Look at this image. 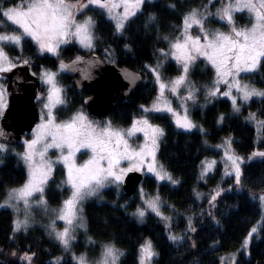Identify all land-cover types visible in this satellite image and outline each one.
Wrapping results in <instances>:
<instances>
[{
    "label": "trees",
    "instance_id": "1",
    "mask_svg": "<svg viewBox=\"0 0 264 264\" xmlns=\"http://www.w3.org/2000/svg\"><path fill=\"white\" fill-rule=\"evenodd\" d=\"M9 2L3 0L5 6ZM205 2L207 0H151L130 17L121 33H117L112 23L96 10L87 8L84 11L94 15V52L106 62L133 69L142 77L141 83L129 97L107 116L112 123L123 126L129 124L140 106L148 104L155 88L153 77L146 73L145 65H154L160 49L166 50L169 40L177 34L185 13L192 8H200ZM169 4L175 7L170 8ZM150 14L155 15L154 20L149 21ZM235 22L246 25L249 18L242 14L236 15ZM165 36L168 40L164 39ZM126 43L128 49L124 47ZM105 49L112 53L110 57ZM6 51L11 55L18 52L16 48H7ZM20 53L27 58L35 73L37 65L53 69L59 65V59L67 62L76 58L74 56L85 54L74 45L59 50L58 57L39 54L29 39L21 42ZM162 59L164 74L173 76L178 73L176 65L165 57ZM187 77L200 90L198 93H202L201 89L210 83L212 73L210 69L202 70L199 61L190 69ZM243 78L248 84L264 87V58L255 72ZM61 83L69 85L67 93H75L76 101L70 103L66 110L71 112L82 106L89 92L76 91L71 84V75L67 72L63 73ZM196 104L202 105L200 96ZM191 108L190 118L196 125L191 131L177 129L165 114L151 117V121L164 130L157 151L158 162L178 181L176 185L155 184L153 181L144 184L147 189L155 188L171 207V212L163 209L164 214L170 215L166 222L150 213L145 214L142 221H137L132 215L134 206L129 202L130 198L123 195L122 188L103 190L101 199L90 200L84 205L88 236L97 242L111 243L121 250L124 255L119 257L117 264H139V248L145 240H150L158 253L153 257L152 264H219V257L226 253H235L234 264H264V212L256 199L257 195L264 193V159L243 162L240 165L239 184L232 176L221 173L220 163L203 179L199 175L203 161L218 155L213 148L223 138H231V148L241 158L256 147L264 148V128L257 131V121L264 120V98L249 100L238 113L232 111L230 103L224 98H210L203 109L197 106ZM250 113H255V119L248 118ZM55 114L58 117L62 115L60 111ZM221 115L224 119L218 123ZM11 147L7 145V151ZM17 147L15 145L12 148ZM0 161L1 195L3 188L17 186L23 181L24 169L18 158L10 152L0 155ZM60 176L61 171L56 169L53 178L55 184ZM51 183L46 187V198L53 204L58 196L55 192L58 188L55 186L54 189ZM217 189H220L219 195L210 204ZM189 218L195 231L189 230ZM13 220L10 209H0V264H28L26 260L20 259L25 252L35 253L32 264H54L57 258L58 264H76L60 250L56 241L37 227L27 228V231L21 229L13 234ZM253 227L257 231L249 239L245 254L241 250L243 241ZM170 234L181 239L173 242L168 238ZM10 236L13 239L10 240ZM13 251L16 256L11 255Z\"/></svg>",
    "mask_w": 264,
    "mask_h": 264
},
{
    "label": "snow or ice",
    "instance_id": "2",
    "mask_svg": "<svg viewBox=\"0 0 264 264\" xmlns=\"http://www.w3.org/2000/svg\"><path fill=\"white\" fill-rule=\"evenodd\" d=\"M146 2H151V0H85L84 3H81V0H18V2L17 0H10L8 5L5 6L3 0H0V22L6 20L18 26L11 33H0V72H7L16 67V63L4 51L5 44L14 47L20 46L22 39L28 36L38 44L41 52L46 50L55 55L60 43H65L68 38L74 37L82 47L92 49L94 47L92 28L95 22L91 17H86L83 22H77L74 17V11L80 12L88 5H97L107 11L109 18L115 21L116 32L121 33L124 29L125 21L129 17L134 16ZM211 2L212 0H209V3ZM168 6L170 8L175 7L174 4H169ZM120 7H123V12L117 13L115 10ZM205 8H207V5ZM241 9H247L252 14L250 28L238 29L234 25L232 13L234 10L240 11ZM217 14L221 20H225L228 25L232 26L230 33L225 34L217 31L210 35L204 28L203 16L198 14L196 9H192L183 16V27L180 30L182 39L177 37L174 42H170L171 55L182 63L183 70L181 75L165 83L161 80L156 68L145 65L155 75L159 94L151 109L144 105L140 106L144 113L167 111L175 117V123L178 128L191 130L196 127L188 118L186 108L185 114L180 116L163 97L166 89L171 91L172 94H176L177 89L181 85L186 84L190 67L197 56L205 57L215 69L216 80L213 82L214 85H218L221 82L228 85L227 90L221 94L232 99L234 111L238 112L239 107L237 106L236 98L230 96L233 87L237 89L241 99L245 101L252 96L264 97V90H258L246 84L241 86L239 81L236 80V75L240 72L255 71L261 59L264 58V0H236L234 4H225L223 9L218 10ZM154 19L155 15L150 14L149 21ZM193 25L199 26L200 32L203 34L202 38L200 35L193 37L189 34L188 30ZM164 39L168 40V37L165 36ZM124 47L128 49L129 45L126 43ZM105 52L109 57L112 55L109 49H105ZM160 52L162 55H166L163 49H160ZM80 61L81 58L77 57L72 63L75 64ZM23 63L27 64L28 60H24ZM67 67L68 65H65L63 61L60 62L61 69ZM228 77H231V80H228ZM42 78L45 83L52 85L49 92V100L54 103H63L59 95L60 89L55 85V73L45 72ZM126 78L130 79V83L139 79L138 76L131 74L126 76ZM218 91V87L214 86L208 89L207 95L215 97ZM194 93L195 86H189L188 93L184 99L194 100ZM5 106V91L3 86L0 85V114H2ZM45 107L47 108L49 105L46 104ZM181 107L185 106L182 104ZM248 118L255 119V113H250ZM53 119V114L49 111L47 113V122L48 125H51L49 133L52 136L53 143L47 144L45 149L49 147L61 149L65 144H67L69 149L68 154L62 158L67 168V183L71 187V194L68 199L63 201L58 215V219L63 220L66 226L63 231L57 232L55 231V222L53 221L50 225L55 233L56 240L65 249L69 247V241L72 239L69 226L73 224L78 203L86 197L94 195L106 183H115L118 187L127 172L132 170L140 171V164L145 162L147 163V171L153 173L157 180L167 179L172 184L178 183L162 165H157L155 154L159 147L158 141L164 135V130L158 125L150 123L147 117H141L139 120L133 119L131 127L126 130L112 128L110 123L102 129H97L80 112L74 114L69 122L62 125L54 124ZM223 119L224 117L221 115L217 122L219 123ZM257 124L259 125L257 131L264 128V122L257 121ZM44 127H47V125H44ZM201 131L203 132V128H201ZM135 132H142L145 138V143L138 148H132L127 139ZM0 135H4V133L0 132ZM37 143L38 138L25 142V151L20 155L28 167V179L21 187L11 189L3 202L15 209L16 205L9 202L13 199L18 202L23 201L26 210L25 219L13 220V234L22 228L27 231L29 223L27 210L30 207L29 197L33 193H41L36 203L44 206L45 210H47V202L43 196V185L52 171V165L44 162L43 159H41L40 163H36L34 158L37 154L41 158L44 156V152L36 148ZM224 144L230 148V140H225ZM81 147L90 148L94 156L81 167H76L71 163V157L73 150H78ZM217 147L220 146L218 145ZM6 151L7 145L0 143V155ZM226 155L228 160L231 161V167L235 173V182L239 184L241 180L240 164L243 161L240 157L228 154V152H226ZM254 156L264 157V152H253L248 157V160H252ZM146 157L149 158L147 161H145ZM123 159L136 161V163L130 164L128 168H118L119 161ZM102 160L107 161V167L101 165L100 161ZM212 163L204 164V173L211 169ZM204 173H202V176ZM217 195H219V191L212 195L209 201L210 204L216 199ZM197 196H199V193H197ZM259 199L261 207L264 209V195H261ZM145 204L157 216H161L165 220L168 219L160 211L158 195L145 200ZM133 215L142 221L145 216V209L137 207ZM80 226L83 227V224ZM189 230L195 231L191 227L190 218ZM256 231L257 229L253 227L243 241L241 250L245 254H247L249 239ZM168 238L173 242L181 239L179 236L171 234ZM9 239H13V236H10ZM193 247H195L194 243ZM11 255L16 256V252L13 251ZM34 255L35 253L29 254L25 252L20 259L32 264ZM122 255L124 253L116 249L114 245H104L103 259L99 264H117L119 257ZM157 255L158 253L154 250L151 241L145 240L139 248V264H151L153 257ZM73 259L77 261V264H87L83 254L79 257L74 256ZM58 261L59 258L54 264H58Z\"/></svg>",
    "mask_w": 264,
    "mask_h": 264
},
{
    "label": "rangeland",
    "instance_id": "3",
    "mask_svg": "<svg viewBox=\"0 0 264 264\" xmlns=\"http://www.w3.org/2000/svg\"><path fill=\"white\" fill-rule=\"evenodd\" d=\"M84 2H85V0H81V3H84ZM235 2H236V0H212V2L209 3V0H207V2H205V4L203 6H201L200 8L196 7V8H192V9H196L198 14L203 16L204 28L210 35L217 32V31L228 34L231 32L232 26L228 25L225 20H221L217 13H218V10L223 9L225 4H228V3L234 4ZM206 5H207V8H205ZM87 8L96 10L97 12L101 13L104 16L103 18H106L107 20H109L112 23V25H113L112 28H114V30H115V21L109 18L107 11L105 9L100 8L97 5H88L86 8H84L80 12L74 11V17H75V20L77 22H83V20L86 17H91L92 20L94 21V15L92 13H85L84 12ZM192 9H190L188 12H190ZM115 11L117 13H122L123 7L117 8ZM241 14L246 15L249 18L248 24L239 25L235 22V16L241 15ZM232 15H233V20H234V25L236 28L243 29V28H250L251 27L252 14L247 9H241L240 11L234 10ZM131 18H132V16H131ZM129 19H130V17L128 18V20ZM127 21H125V23ZM179 25L180 26L178 28L177 34H175V36L172 37L169 40L168 44L166 45L167 48H166V50H164L166 55H162L160 52L158 58L156 59V61L154 63V65H149V66L157 69V71L161 77V80L165 83H167V82L175 79L179 75H181L182 70H183L182 69V63L178 62L175 58H173V56L171 55L172 50L170 48V42H174L177 37H180L182 39L180 30L183 27V20H182L181 24H179ZM94 26H95V23H94ZM94 26H93V28H94ZM17 27L18 26L13 25L10 21L5 20L4 22H0V33H5V32L11 33L12 30L17 28ZM93 28H92V32H93V36H94V40H93L94 47L92 49L82 47L76 41V39L74 37H71V38H68L65 43H60L59 46L57 47L56 54L53 55L52 53H49L46 50L41 52L38 44L35 41H33L31 39V37L25 36L22 39V41L24 39H29L33 42V44L35 46L36 53L47 54V55H51L54 57H58L57 55L59 53V50H61L62 48H65L67 45H69V46L74 45L84 53H88V52H92V51L94 52L93 49L95 48V44H94L95 35H94V29ZM188 31H189V34L193 37L200 35L202 38V36H203V34L200 32L199 26H197V25H193ZM7 48H16L18 50V52L15 55L8 54V51H6ZM20 48H21V45L15 46V47L12 45H9V44L4 45L5 53L8 55V57L14 63H16V65H20L21 63H23L24 60L27 59L24 55H22L20 53ZM74 57H77V56H74ZM162 57L163 58L165 57V59L169 60L171 63L176 65V67H178L179 71L177 74H174L173 76L172 75L169 76L167 74H164V71H163L164 60L162 59ZM61 61L65 62L64 60L59 59L58 63ZM199 61L201 63V69L202 70L210 69V71L212 73L211 81L209 84H207V86L205 85L202 87V89H201L202 93H198L200 90L197 89L196 85L193 84L189 80V78L187 77L186 84L181 85L177 89L176 94H172L171 91L166 89L164 92V97H163V99L166 100L170 104V106L173 108V110L176 113H178L180 116H183L185 114V108H186L187 109V116L192 121L193 124H195V123L190 118V115H191L190 110L192 109L191 107L197 106V107H201V109H203L204 105L206 104L207 101L210 100V98L227 99L228 102L230 103V106H231L232 111L234 113L240 112L242 105L247 103L249 100L256 99V98H264V97L252 96L247 101L242 100L240 93L237 91V89L235 87H233L231 89L230 96L236 98L237 106L239 107L238 112L234 111L233 107H232V99L229 96H224L221 94L227 90L228 85L224 82H221L218 85L213 84V82L216 80V72H215V69L212 67L211 63H209L205 57L197 56L196 59L194 60V62L192 63L190 69ZM257 68H258V66H257ZM257 68H256V70H257ZM61 71H62V69L58 66L53 68V69H50V68H46V67L41 66V65H37L35 74H37V76L39 78L40 87H41V94H42V97L40 99H38L36 101V104H35L37 109H38V112H39V122H38V124L34 125L33 129L31 130L30 133L27 134V136H24V135L21 136L22 139H21L20 144H18L19 147H17L15 149V148H12V147H14V146H12L11 148L8 149L9 151H6V152H10L11 155L13 154L16 156V158H18V161L20 162V164L22 165V168L24 169V178H23V181L17 186L3 188V190L1 191V195H0V209L1 208L10 209V211H12V213H13V219H19V220L25 219L26 210L24 208L23 201L18 202L14 199L11 200L9 203L16 205L15 209L13 207H9L8 205L4 204L3 202L7 198L8 193L11 189L19 188L27 181L28 175H29L28 167L25 164V162L22 159L20 154H22L25 151V142L26 141H30V140L38 138V143L36 145V148L39 149L40 151H43L44 156H43V158H41L39 156V154H37L34 159H35L36 163H40L41 159H43L44 162L50 163L52 165V171L48 175V178H47L45 184L43 185V188H44L43 196H44L45 201L47 202V204H46L47 210H45L44 206L38 205L36 203L39 200L41 193H38V192L33 193L32 196L29 197L30 207L27 210L28 222H29L28 228L37 227L38 230H40L43 234H46L48 237L52 238V240L56 241L59 244V246L61 248L60 250H62V252L66 256H69L70 258H72V260L76 264H77V261L74 260L73 257L74 256L79 257L81 254L84 255L87 264H99V262L103 259L102 252H103L104 245H108L111 243L97 242L96 240H94V239L90 238V236H88L85 218H84V205L90 200L101 199L100 195H101L103 190L110 189V188L114 189V190L121 189V185H122L123 181L119 183L118 187L115 183H111V184L106 183V185L104 187L98 189V191L94 195L88 196L78 203L77 210H76V216L73 220V224L71 226H69L72 239L69 241V247L67 249H65L56 240L55 233L53 232V229L50 227V225L54 221L55 222V231H57V232L63 231V229L66 226L65 222L63 220L58 219V215H59V209L61 208L63 201L68 199V197L71 194V187L67 183V168L65 167V164H64V161L62 158L63 156L68 154L69 149H68L67 144L63 145V147L61 149H57L55 147H49V148L45 149V146L47 144L53 143L52 136L49 133V129L51 128V125H48L47 113L49 111L52 112L53 118H54L53 123L58 124V125H62L64 123L69 122L72 119L74 114H76L77 112H80L97 129H102L105 125L110 123L112 128L125 129V130L131 127L133 119L139 120L141 117H147L150 123L155 124L151 121V117L153 115H159V114H165L166 117H168V119L176 126L175 117L167 111H162V112L150 111L148 113H144L140 107L139 112H137V114L132 117L129 124L123 126V125H117V124L112 123L108 117L93 120V118H91L87 113H85L86 111L84 109L83 103H82V106L80 105L77 108H74L73 111L68 112L66 110L68 108V105L70 103L73 104V102L76 101L75 93H70V94L67 93L69 85L61 83V81L63 79V73H64ZM255 71H253V72H255ZM45 72L55 73V85H56V87H58L60 89L59 95H60V98L63 100V103H54L53 101L49 100V92L52 88V85L44 82L42 75ZM5 73L6 72H0V85L3 86V89L5 91V104L7 106V96H6L7 94H6V90H5L6 82H4ZM146 73L153 77V84H154V88H155V92H154L153 97L151 98V100L148 102L147 105H144L145 107L151 109L153 102L156 100V97L159 94V88H158V85L156 83V78H155V75L153 74V72L150 71L149 68H146ZM248 73H252V72H240L236 75V80L239 81L240 85L243 86L246 84V85H249L250 87H254L258 90H264V87L260 88V87L254 86L252 84H248V82L243 78L244 75H246ZM228 80H231V77H228ZM192 85L195 86V93H194L195 99L194 100H185L184 97H186V95L188 93L189 86H192ZM214 86L218 87V89H219L216 96L212 97V96L207 95L208 89L212 88ZM71 95L73 97H71V99L68 98ZM198 96L201 97V104L202 105L196 104V100H197ZM82 102H84V100ZM46 104L49 105V107L46 108L45 107ZM182 104L185 107H181ZM6 106H5V108H6ZM4 109H3V111H4ZM57 111H60V113L62 114L61 117H58L55 114V112H57ZM1 115L2 114H0V116ZM263 122H264V120H263ZM44 125H47V127H44ZM155 125H157V123ZM194 128H192L191 130H193ZM177 129L185 130L183 128H178V127H177ZM191 130H185V131H191ZM161 138L159 139L158 144L160 143ZM127 139H128V142L132 148H138L140 145L145 143L144 134L142 132H135L131 137H127ZM230 139L231 138H229V137L223 138L219 143L214 145L213 149H215V151L218 152V155L215 158L206 159L203 161V163L201 164V167H200V174H199L201 179H203L209 173L213 172L214 169L217 167L218 163H220V165H221V173H223L224 176H232L233 177L232 179H235V173L231 167V161L228 160V156L226 155V152H228V154H231L234 156H237V155H235L233 148H231V142H230V148L228 147V145L224 144L225 140H230ZM256 142H258V139L256 140ZM0 143H1V141H0ZM218 145L220 147H217ZM157 151H158V149L156 150V154H155L156 162H157V165H161L157 159ZM253 152H264V148L259 149L258 147H256L250 153H248L245 157H242V158L240 157V158L242 159L243 162L251 161V160H248V157L251 156V154ZM93 156H94V153L92 152V150L90 148L81 147L78 150L74 149L73 155L71 157V163L73 165H75L76 167H81L86 162L91 160L93 158ZM148 159L149 158L146 157L145 161H147ZM255 159H264V157H259V156L252 157V160H255ZM212 162H214V163H212ZM100 163L104 167H107V161L106 160H102V161H100ZM134 163H136V161H129L127 159H123V160L119 161L118 168H128L130 166V164H134ZM205 163H212L211 169L209 171H207L206 173H204V164ZM56 169H59L61 171V176L55 184L54 173H55ZM132 171H136V170H132ZM137 172L141 173L142 176L145 178V180L143 183H141V182L138 183L139 185H138L135 193L129 197L130 198L129 202H131L132 205L134 206L133 214L135 213L137 207H141V208L145 209V214L150 213V214L156 215L151 209L147 208V206L145 204V200L150 199V198L158 195L159 196L160 211L164 217L168 218L170 216L169 213L164 214L163 209L171 212L172 211L171 207L169 205H167V203L164 201V199L157 193L155 188H153L151 190L147 189V188H145L144 184H146L147 181H148V183L150 181H153V183H155V184L165 183V184H169V185H176L177 183L172 184L167 179L157 180L153 173H150L147 171V163L146 162L140 164V171H137ZM202 173H204L203 176H202ZM226 173H229V174L226 175ZM49 183H51L52 186H54L53 187L54 189L58 188L55 190V192L58 193V196L55 197L56 201H55V203L53 202V204L49 202L48 198H46L47 197L46 196V187L48 186ZM55 186H57V187L55 188ZM217 190L220 191V189H217ZM261 195H264V193L256 196V199H258L260 205H261V202H260L259 197ZM260 209L262 210V212H264V209H262V207ZM133 216H134V218H136L137 221H141L135 215H133ZM144 217H143V219H144ZM158 217L164 222H166L168 220V219H166V220L162 219L161 216H158ZM81 224H83V227L80 226ZM111 245H113V244H111ZM115 248L118 249L117 247H115ZM235 258H236L235 253H226V254L219 257V264H234ZM138 263H139V256H138ZM151 264H152V262H151Z\"/></svg>",
    "mask_w": 264,
    "mask_h": 264
},
{
    "label": "water",
    "instance_id": "4",
    "mask_svg": "<svg viewBox=\"0 0 264 264\" xmlns=\"http://www.w3.org/2000/svg\"><path fill=\"white\" fill-rule=\"evenodd\" d=\"M80 62L73 64L76 58L65 62V72L71 73V82L75 90H87L89 96L83 103L85 113L91 118L107 117L111 111L127 99L141 83L142 77L133 69L108 63L96 52H88L81 56ZM60 66V63H59ZM129 74L138 76L134 82L126 78ZM5 90L7 106L0 116V141L9 146L20 144L24 134H28L39 122L36 101L42 97L40 81L29 63L16 65L5 73ZM142 174L129 171L121 185L123 195L132 196Z\"/></svg>",
    "mask_w": 264,
    "mask_h": 264
},
{
    "label": "flooded vegetation",
    "instance_id": "5",
    "mask_svg": "<svg viewBox=\"0 0 264 264\" xmlns=\"http://www.w3.org/2000/svg\"><path fill=\"white\" fill-rule=\"evenodd\" d=\"M60 63V62H59ZM63 63H65V62H63ZM58 67H60L59 65H58ZM61 72H65V70L64 69H62V71ZM68 73V72H67ZM69 74V73H68ZM69 75H71V73L69 74ZM71 78H72V76H71ZM77 91V90H76ZM82 92V91H81ZM143 180H144V177L142 178V181H141V183L143 182Z\"/></svg>",
    "mask_w": 264,
    "mask_h": 264
}]
</instances>
